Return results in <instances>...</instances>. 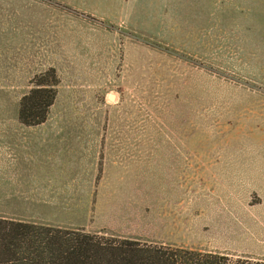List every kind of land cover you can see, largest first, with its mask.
Listing matches in <instances>:
<instances>
[{"label":"rangeland","instance_id":"1","mask_svg":"<svg viewBox=\"0 0 264 264\" xmlns=\"http://www.w3.org/2000/svg\"><path fill=\"white\" fill-rule=\"evenodd\" d=\"M0 209L264 259V0H0Z\"/></svg>","mask_w":264,"mask_h":264},{"label":"trees","instance_id":"2","mask_svg":"<svg viewBox=\"0 0 264 264\" xmlns=\"http://www.w3.org/2000/svg\"><path fill=\"white\" fill-rule=\"evenodd\" d=\"M60 81L55 66L31 78L17 111L22 124L35 126L47 120ZM124 82L120 80L118 88ZM0 264H264V259L233 261L226 254L142 243L0 214Z\"/></svg>","mask_w":264,"mask_h":264},{"label":"crops","instance_id":"3","mask_svg":"<svg viewBox=\"0 0 264 264\" xmlns=\"http://www.w3.org/2000/svg\"><path fill=\"white\" fill-rule=\"evenodd\" d=\"M0 212H4L2 209H0ZM10 217V216H9Z\"/></svg>","mask_w":264,"mask_h":264},{"label":"water","instance_id":"4","mask_svg":"<svg viewBox=\"0 0 264 264\" xmlns=\"http://www.w3.org/2000/svg\"><path fill=\"white\" fill-rule=\"evenodd\" d=\"M111 98L113 99V96H111Z\"/></svg>","mask_w":264,"mask_h":264}]
</instances>
